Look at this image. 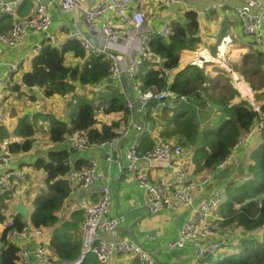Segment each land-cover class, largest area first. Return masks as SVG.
Returning a JSON list of instances; mask_svg holds the SVG:
<instances>
[{"label":"built area","instance_id":"obj_1","mask_svg":"<svg viewBox=\"0 0 264 264\" xmlns=\"http://www.w3.org/2000/svg\"><path fill=\"white\" fill-rule=\"evenodd\" d=\"M34 1V14L24 22H15L8 33H0V44L5 48L15 49L32 32H36L44 35L42 43L37 45V52L42 50L44 42L53 47L58 46L59 39L51 34V11L53 6H57L63 14L73 16V29L68 40L79 42L87 56L102 58L110 64L109 81L127 96L132 114L128 126L110 141L91 144L82 131H74L65 140L69 155L64 164L69 171L63 180L70 185L66 205L71 198L77 196L78 191H96L100 197L96 205H90L82 199L74 204L70 203L71 213L82 212L85 215L81 226V250L78 258L72 262L57 260L50 252L52 230L36 228L30 223L16 229L15 221L11 220L3 232L6 231L5 237L9 244H20L17 264H84L91 254L100 264H110L119 258H132L139 264H158L156 257L140 244L118 238V230L126 222V217L111 214L112 192L108 172L114 163L123 158L128 162L127 172L146 194L145 207L149 214L159 215L175 206L191 213L190 219L181 226L178 239L168 244L169 251L190 248L195 259L204 260L228 248L232 237L238 233H233L230 229L223 230L221 227L223 218L219 212L224 202L225 186L212 191L207 199H201L200 195L204 194L214 177L216 179L220 172L236 164V152L248 144L249 135L241 139L232 153L215 166L209 176L201 180L190 176V167L183 148L160 135L154 138L150 152L141 154L139 151L140 139L144 135L152 136L154 132L149 124L137 118L139 116L142 119L147 114L151 102H156L158 107L187 105L197 108L194 101L178 96L170 89L161 92L155 88L143 90L138 79L147 66L159 67L163 64L164 60L153 51L152 45L155 39L168 40L171 37L173 21L166 19L160 28L151 27L145 14L133 8L139 0H100L90 8H84L81 0ZM235 1H240L242 5L233 6L232 15L239 22L244 36L257 47L263 48L264 0ZM181 4L182 0H164L159 4L158 10ZM219 6L220 3L214 4L210 10H217ZM18 9L17 0H0V15L14 16ZM77 12L82 15L80 21L76 17ZM21 71V62H7L4 51L0 48V91L22 87L18 83ZM176 72L177 70L163 69V75L170 79V84L173 83L172 77ZM33 90L39 91L38 88ZM137 104L140 105L139 108ZM158 113H153V116L156 117ZM7 121L6 112L0 108V195L10 192L15 184H26L31 176L29 170L13 165L14 158L20 155H13L1 139V130ZM263 130L264 120H261L256 132ZM124 139H129L131 144L123 156L120 151L117 152V143ZM88 148L103 151L105 172L101 169L98 158H92L82 169L76 167V154ZM156 168L170 170L174 182H155L151 172ZM32 177L34 181V176ZM261 206L259 203V207Z\"/></svg>","mask_w":264,"mask_h":264},{"label":"trees","instance_id":"obj_2","mask_svg":"<svg viewBox=\"0 0 264 264\" xmlns=\"http://www.w3.org/2000/svg\"><path fill=\"white\" fill-rule=\"evenodd\" d=\"M11 24L12 17L0 16V32H7ZM198 32L199 20L195 12H185L182 21H173L171 37L168 40L155 39L152 45L153 51L164 60L163 64L159 67L147 66L139 74L138 79L143 90L155 88L156 91L161 92L170 89L174 94L194 101L199 108L210 103L220 109L223 119L218 127L205 125L201 131L195 107L187 105L162 107L161 119L165 121L166 127L159 129L160 134L175 145H180L185 152V158L188 147L197 146L202 142L205 156L201 157L203 159L199 165L201 170H206L209 174L232 153L241 139L253 133L256 121L264 114V104L261 105L258 113L246 103L236 101L240 94L239 90L225 86L219 88V83L212 84L206 72L196 65L183 70L177 69L181 53L192 51L201 43ZM249 45L252 46V50L248 53L249 58L246 56L245 59L249 62L255 54L257 61L253 59L252 62L257 63L258 67L253 73L257 75L261 72L260 64L264 62V53H261L259 47L252 41L247 46ZM42 47L38 55L33 58L30 70L22 76L21 83L30 90L25 93L27 96H23L24 99H29L32 105L37 100L41 104L56 97L68 98L71 104H74L75 100L79 101L77 109L70 115L68 124L56 120L50 129L51 146L58 148L64 145L66 138L74 131H82L91 144L118 137L128 126L132 111L128 106L127 96L121 93L119 88L108 85L110 64L102 58L87 56L79 42L67 40L59 47L44 42ZM164 68L178 70L172 77V84L169 82L170 79L164 77ZM248 72L249 70H244L238 75L239 80L244 79L245 76L248 78ZM20 88L17 86L14 91H19ZM35 88H39V92L34 91ZM29 92L32 94L29 95ZM92 93L100 94L98 104L82 98V94L90 96ZM43 99L45 101H42ZM1 106L0 104V108ZM157 107L156 102H151L146 111V120L150 124L157 123L160 119L162 112H159L157 117L153 116ZM96 110L102 113V120L97 118ZM39 115L42 114H37L33 120L29 117L19 120L13 133L19 141L10 142L8 145L13 155L32 153L36 144L35 136L38 133L35 123ZM44 116L49 115L44 114ZM3 131L5 133L2 137L7 140L8 133L5 129ZM199 135L202 137L199 138ZM152 146L153 139L150 135H144L139 141L141 154L150 152ZM68 155L67 150L52 149L45 158L38 157L31 165L34 170L45 173L46 176L45 188L33 200L34 209L28 220L36 228L52 230L50 252L53 257L64 262H72L80 254L79 225L85 219L84 213L75 212L71 214L69 221L60 225L58 213L61 212L65 200L70 195V185L63 180L69 171L64 164ZM248 160L249 163L246 161V164L241 166H232L231 170L238 178L225 186L224 202L219 212L223 216L222 229L226 231L230 229L233 233H238L232 237L228 245V251L235 252L227 254L228 256L223 259H218L219 256L208 257L201 260L202 264H264V234L261 240L257 236L264 232V130L259 133V144L252 148ZM83 166H87L84 161H77V168L82 169ZM9 193L0 195V220L3 219V209L11 199ZM14 221L16 229H21L25 225L23 218L18 214ZM5 235L6 231L3 232L2 238L5 249L1 264H17L21 251L20 244H9ZM84 264L100 263L91 254Z\"/></svg>","mask_w":264,"mask_h":264},{"label":"crops","instance_id":"obj_3","mask_svg":"<svg viewBox=\"0 0 264 264\" xmlns=\"http://www.w3.org/2000/svg\"><path fill=\"white\" fill-rule=\"evenodd\" d=\"M19 2V9L14 16L12 17V24L15 22H24L28 18H30L35 11L36 3L34 0H17ZM45 2H50V0H44ZM82 6L84 8L93 7L98 1L100 0H81ZM164 0H139L137 3L133 5L134 9L142 11L148 22L149 25L153 28H160L161 24L166 19H171L172 21H182L185 12H195L198 15L199 20V38L201 43L197 44L192 51H183L180 56V62L178 66V70H183L191 65H196L202 68L206 74V68H210L212 64L215 62L217 63L218 59L215 57L216 52L218 54L217 48L221 44L222 39L225 35L229 37L231 42V46L229 49H225L221 47L222 52L220 51L221 55L224 54H232V58L238 59L243 52L247 49V45L251 43L248 40L242 31V28L237 21V19L232 15V7L233 6H240L242 3L240 1L235 0H182V4L179 6H172L169 8H164L158 10V6ZM220 3L221 6L217 8V10H210V7L214 4ZM52 20L53 25L51 28V34L56 36L59 39L58 47L61 46L64 42L68 40V35L70 34L71 30L73 29V16L69 14H63L57 6L52 7ZM3 16V15H0ZM77 19L80 21L82 20L81 13H76ZM12 27V26H11ZM10 27V29H11ZM7 32H0V33H8ZM44 39L43 34H39L36 32H32L26 41L20 45L18 48L15 49H8L3 47L0 44V48L4 51V58L7 62H21L22 64V71L21 76L19 77L18 83L20 84L22 81V76L24 73L30 70L31 62L35 56L38 55L37 52V45L42 43ZM100 39V38H98ZM246 41L245 48H242L241 41ZM253 49L255 50L254 46ZM260 52L264 53V47L260 48ZM249 53V52H248ZM250 56V54H248ZM253 59H255V54H253ZM231 58V57H230ZM251 61H249L250 63ZM231 64V60L228 62ZM236 66V65H235ZM205 68V69H204ZM177 70V71H178ZM215 78L214 79H223L224 76L222 73H234L231 71V65L226 67L215 68ZM249 73L253 74V71L249 70ZM209 77V75L207 74ZM232 78H236L235 75H231ZM210 78V77H209ZM211 79V78H210ZM22 87L19 91H14L16 88L6 89L4 91H0V104L2 105L1 108L6 112L8 116L7 124L1 130V137L2 134L5 133L3 130L8 133V139L1 138L5 144L8 146L10 142L19 141L13 136L14 131L18 125L20 119L29 117L31 120L37 114H45L49 115V117H53V122L55 123L56 120H59L62 123L68 124L70 121V114L68 115V119L64 118V110L63 107L72 109L71 102L68 103V98H61L56 97L53 99L48 100V104L54 105L49 107L47 111L44 109L41 111L42 107H45L44 103H42V107L35 111V107L40 105V101L37 100L35 104L27 103L25 100H21L20 98L25 96L26 92L30 91L26 89L22 83ZM108 85L115 87L112 84ZM223 85H218V87H222ZM236 90L240 89L243 86H236ZM39 89V88H38ZM40 90V89H39ZM253 90L256 91V87L253 86ZM97 92H101L104 90H95ZM39 92V91H36ZM242 92V90H241ZM32 94L29 92V95ZM249 92H247V96L250 99ZM260 96H263V92H259ZM21 96V97H20ZM237 99V98H236ZM2 101V102H1ZM42 101H45L44 99ZM252 101V100H251ZM99 103V102H98ZM97 103V104H98ZM26 104V105H25ZM255 105V104H254ZM4 107V108H3ZM8 107L6 110L5 108ZM58 108V109H57ZM60 108V109H59ZM62 108V109H61ZM212 110L211 113L209 110ZM162 112V107H158V109H154L153 113ZM197 112V119L199 124L201 125L200 128L209 124L213 120L222 121L221 111L217 106H213L210 103H207L205 107H198L196 108ZM16 113V115H15ZM263 115V114H262ZM159 116V115H157ZM156 116V117H157ZM163 112L160 116V119L157 123L150 124L147 120V114L141 117H137L138 120H142L143 122L150 125V128H153L154 132L152 135L153 143L154 138L160 134L159 129H164L166 127L165 121H162ZM113 118V117H112ZM115 118V117H114ZM152 118H154L152 116ZM69 120V121H68ZM53 123V126H54ZM158 126H157V125ZM204 129V128H202ZM38 133L35 136L36 144L31 154L29 155H20L14 158L13 165L20 168L29 167L31 170L30 178V185L28 187V192L32 189H35L36 192L32 193L28 197V202L32 204L33 200L39 196L42 189H44V181H45V173L39 172L34 170L31 166L38 159V157L45 158L47 153L52 149L54 151H62L68 150V146L65 144L62 146H51L50 140L48 139L47 144L48 147L46 150H41L39 143H38ZM141 137V136H140ZM163 137V136H162ZM202 137L199 135V138ZM165 138V137H164ZM134 139H136V135H134ZM132 140V139H130ZM45 141L42 142V145H45ZM46 144V145H47ZM131 142L129 139L121 140L117 143L118 151L124 156L126 154L128 146L130 147ZM259 144V136L254 135L252 143L247 145L246 147H241L236 152V163L243 164L248 160V154L251 153L252 148H255ZM198 145L194 147H188L186 152V159L188 160V164L190 167V176L196 180H201L202 178L209 176L206 170H201V165L199 162L203 159L198 156L197 148ZM196 151V153H195ZM208 149L206 150V153ZM75 158L77 161H84L86 164L92 158H98L101 161V169L105 172L106 165L103 162V151L98 149L88 148L82 153L76 154ZM200 158V159H199ZM128 162L125 158L119 160L117 163L112 165L110 170V186L112 192V201H111V214L112 215H124L126 217V222L120 227L118 230V238L120 239H127L129 241L136 242L144 247L146 250L150 251L157 259L158 264H202L200 263L201 260L195 259L192 249L185 248L181 250H174L169 251L167 246L172 241L178 239L179 230L181 226L191 217V213L187 209H181L175 206L173 209L162 211L159 215H151L146 210V194L141 190L136 182L133 180V177L130 173L127 172ZM238 168V167H237ZM238 172V171H237ZM34 176V181L33 177ZM153 179L155 182L158 183H173V175L170 170L164 168H156L151 172ZM238 178L237 174L231 170L226 169L219 173V175L213 178L212 183L205 189V192L201 196V199H207L210 196V193L218 188H222V186H226L229 182L234 181ZM102 184V183H101ZM25 185V184H24ZM27 186L15 184L14 188L10 191L9 197H11L10 201L7 203V209L11 210V214L14 220L16 218L15 207L19 204L25 206V200L12 202V197L18 192H22L21 188H25ZM24 193H27V189L23 190ZM22 192V193H23ZM199 196V197H200ZM78 199H82L89 203L90 205H96L99 202V195L96 191H78L77 196L71 198L69 203L64 202V206L61 212L58 213L60 218V225L64 222L70 220L71 212H70V203L74 204ZM29 211V216L31 215V211ZM19 215V214H18ZM219 215H221L219 213ZM20 216V215H19ZM10 220V221H11ZM24 220V219H23ZM85 220V219H84ZM9 221V222H10ZM25 222V221H24ZM84 222V221H83ZM83 222L80 223L79 229L81 231V226ZM25 223H29L28 221ZM6 225V224H5ZM3 225L0 228V235L1 240L3 238ZM52 236V235H51ZM110 237V235H107ZM52 238V237H51ZM3 249L0 251V264L2 263V253L5 249L4 241L2 240ZM81 250V249H80ZM230 251H227L229 254ZM61 261L60 259H57ZM64 262V261H61ZM18 263V262H17ZM110 264H139L138 261L132 258H119Z\"/></svg>","mask_w":264,"mask_h":264},{"label":"rangeland","instance_id":"obj_4","mask_svg":"<svg viewBox=\"0 0 264 264\" xmlns=\"http://www.w3.org/2000/svg\"><path fill=\"white\" fill-rule=\"evenodd\" d=\"M241 43H242V48H244V45L246 44V41L242 40ZM230 46H231V42L229 40V37L227 35H225L223 37V39H222L221 44L217 48L218 54L216 52V55H215V57L218 59L217 63L215 62L214 64L211 65L210 68H206L207 74L211 78L210 81H211L212 84L219 83V85L222 84L223 86H225L227 88H229V87L237 88L236 87V86H238L237 84H240V86H243V87H241L242 92H241L240 89H238L240 94L237 97L236 101L243 102V104L246 103L248 106H250L249 102L244 97V96H246L248 98L247 92H249L250 99L249 98L248 99L250 101L252 100L254 102L253 103L251 101V104H255V108H258L260 110L261 105L264 104V95L263 96L259 95V92H263L264 93V83H263V79H264V62H262L260 64L261 72L259 74L254 75V73L251 74V73L248 72V78L245 76L244 79H240L239 80V76L238 75H241L244 70L245 71L246 70H250V71H254L255 70V71H257V67L258 66H257V63H253L252 60L249 63L248 60L245 59L246 56H248V58H249L248 52H250L252 50V46L251 45H249V47H247L245 52H243L242 55L238 59H235V57L232 58L233 55L230 54V53L229 54H225V53L223 54L222 53L221 55H219L220 51L222 52L221 47H224L225 49H229ZM230 60H231V64L228 63ZM255 61H257L256 58H255ZM229 65H231V71H233L234 73H230V74L222 73V75L224 76L223 79H221V80L214 79L215 78V76H214V74H215L214 69L215 68H220V67L228 68ZM235 74H236V78H232L231 75H235ZM253 86L256 87V91L253 90ZM82 95H83L82 98H86L89 101L94 102V104L97 103V101L99 99V96H100V94H98V93H92L90 96H88V94H85V95L82 94ZM85 96H87V97H85ZM24 98L25 97H21L20 98L21 100H19V101L25 100L27 103L31 102L29 99L27 100V99H24ZM75 101L76 102L72 105V109L63 107V110H64L63 114H64V118L65 119H68V115L70 114V111L72 112V111L77 109V104H78L79 101L78 102H77V100H75ZM67 102L69 103V100ZM42 103L40 105H38L37 107H35V111L36 112L38 111L39 108H41L43 106ZM44 105H45V107H42L41 111H43L44 109H46L45 111H47L49 107H52L54 105V103L52 105H49L47 102H45ZM7 108L8 107H6L5 110ZM209 111L211 113L213 112L211 109ZM95 114H96V116H97V118L99 120L103 119L102 118V113L99 110H96ZM15 115H16V113H15ZM220 122H221L220 119L213 120L207 125H210L213 128H217L218 125L220 124ZM53 123H54L53 122V117L44 116L43 114L37 116V120H36L35 125L37 124V126H36V128L38 130V137L37 138H38V143H39V146H40L41 150H46L47 147H48V144H47L48 141L47 140L49 139V131L53 127ZM216 130L217 129H214V131H216ZM201 131H202V128H201ZM44 141L46 143H45V145H42V142H44ZM197 148H198L197 149L198 156L199 157H204L205 153L203 151V143L199 142ZM195 153H196V151H195ZM248 163H249V161H248ZM25 169L31 171L29 169V167H26ZM230 169H232V167H230ZM31 179L32 178H29V181L25 185L21 184L23 186H27L24 189L21 188L22 192H23V190L27 189V193H24V192L23 193L22 192L16 193L14 195V197H12V202H18V201L25 200L26 209H29L32 212L33 209H34V205L28 202V197L32 193H35L36 190L32 189L30 191V193L28 192L29 191L28 187L30 185ZM2 216H3V219L0 220V228L3 225H5V224L7 225L9 223V221L13 218V216L11 214V210H8L7 207H5L3 209ZM6 225L4 226V229H5ZM4 229H3V231H4ZM263 234H264V232H261L259 235H257L259 240L263 239ZM2 249H3V244H2L1 235H0V251H2ZM227 251H228V248L223 249L221 251V253L216 255L215 257L219 256L218 259H223V258L228 256L227 255L228 254ZM234 252L235 251H230L229 254L234 253Z\"/></svg>","mask_w":264,"mask_h":264},{"label":"water","instance_id":"obj_5","mask_svg":"<svg viewBox=\"0 0 264 264\" xmlns=\"http://www.w3.org/2000/svg\"><path fill=\"white\" fill-rule=\"evenodd\" d=\"M109 84H112L111 81H109ZM140 105L137 104V108H139ZM134 111V109H132ZM252 140H253V137L251 136L248 140V143L251 144L252 143ZM15 212L17 214H19L25 222H27L29 220V211L24 207V205L22 204H19L15 207Z\"/></svg>","mask_w":264,"mask_h":264},{"label":"clouds","instance_id":"obj_6","mask_svg":"<svg viewBox=\"0 0 264 264\" xmlns=\"http://www.w3.org/2000/svg\"><path fill=\"white\" fill-rule=\"evenodd\" d=\"M245 98H246V100L249 102V107H252L253 109H255L257 112L259 111V109L258 108H255V105L254 104H251V101L246 97V96H244ZM253 102V101H252ZM254 103V102H253ZM259 113V112H258ZM264 115V114H263ZM263 115H260L259 116V119L256 121V126H255V129H254V131H253V133L251 134V135H249V138L252 136V137H254V135H257V136H259V133H257L256 132V127H257V125L259 124V122L261 121V120H264V116ZM261 133V132H260ZM249 138H248V140H249ZM247 145H249V143L247 144ZM247 145H245V146H243V147H246ZM239 150V149H238ZM237 150V151H238ZM243 164H245V162L243 163ZM235 166H239L240 164H234ZM233 166V165H232ZM232 166H230V167H232ZM230 167L228 168V169H230ZM227 169V170H228ZM222 216V215H221ZM223 217V216H222Z\"/></svg>","mask_w":264,"mask_h":264}]
</instances>
